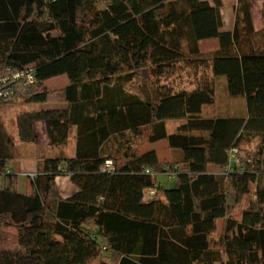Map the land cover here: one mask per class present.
<instances>
[{
    "label": "trees",
    "instance_id": "16d2710c",
    "mask_svg": "<svg viewBox=\"0 0 264 264\" xmlns=\"http://www.w3.org/2000/svg\"><path fill=\"white\" fill-rule=\"evenodd\" d=\"M248 1L236 0L225 29L221 0H0V75L34 69L33 83L10 81L1 102H47L43 82L67 77L64 106L17 116L19 139L34 140L37 120L50 145L75 128L74 153L43 158L22 193L0 121V264H264V26L254 28ZM209 38L218 45L203 54L198 42ZM180 62L224 77L245 114L203 115L214 101L211 78L190 89L162 81ZM135 78L141 86L127 89ZM166 120L182 122L167 132ZM144 127L148 142L165 140L177 159L135 148L127 134ZM107 159L111 171L101 169ZM162 172L174 187L155 181ZM60 174L77 188L67 197L56 188ZM5 228L15 230L13 248L4 246Z\"/></svg>",
    "mask_w": 264,
    "mask_h": 264
},
{
    "label": "rangeland",
    "instance_id": "374dc122",
    "mask_svg": "<svg viewBox=\"0 0 264 264\" xmlns=\"http://www.w3.org/2000/svg\"><path fill=\"white\" fill-rule=\"evenodd\" d=\"M220 14L222 18V28L231 25L234 20L236 0H221ZM253 10H261L264 8V0H250L249 8ZM260 16V14H259ZM258 17V16H257ZM226 29V28H225ZM217 41L214 38L204 39L198 42L199 51L203 54H209L217 47ZM222 76L212 77L210 71L205 67H192L184 64L183 62L178 63L176 70L172 72L167 78H163L164 83H170L174 89L187 88L190 89L194 86L197 80L201 78H211L214 86V101L209 105H205L202 109V114L206 116H224L230 113L245 114L244 99L240 96H230L224 87ZM223 78V77H222ZM142 78L134 79L129 82L126 87L127 89L136 90L142 84ZM66 75H59L43 82L40 87H45L50 91L49 100L44 103L27 102L24 96H17L7 101L0 102V121L8 134L10 141L13 145V157L14 159L9 160L8 165L12 167L11 170L24 171V175L19 174L17 177L18 190L22 193H26L30 190V179L26 175L27 171L37 172L40 170L41 162L43 158L47 157H65L71 151L75 144V128L70 127L68 130V137L64 144L50 145L48 144L46 132L44 127L39 128L38 123L33 122L34 140L32 142H22L18 136L17 129V116L25 112H35L46 108H57L62 107L65 103L59 97L60 89L66 84ZM182 122L181 120H166L165 126L167 132H172L175 127ZM143 133L139 136H133L127 134L130 143L140 151L147 149H153L156 151L160 160H175L177 159L176 152L171 149L165 140H158L155 142H148L145 134L147 133V127L142 128ZM119 138L116 141L110 140L109 148L114 151L120 148L118 143ZM252 143L243 142L241 144L242 150H239V155L246 156L249 150H252L257 140H252ZM72 155V154H71ZM70 156V155H68ZM8 166V167H9ZM155 181L158 182L163 188H172L175 186V178L170 173H157ZM56 188L60 194H65L70 191L69 187L76 186L67 180L65 175H57L55 178ZM157 196L161 197V193ZM251 194L243 196L241 202L235 205L231 209V214L235 217L238 216V212L241 207L245 206ZM5 235L4 246L13 248L15 247V230L13 228H5L3 230ZM108 255V254H106ZM224 259V254H221ZM102 257L90 260L87 264H99ZM109 264H114V258L107 257ZM219 264V263H215Z\"/></svg>",
    "mask_w": 264,
    "mask_h": 264
},
{
    "label": "built area",
    "instance_id": "2783aa9c",
    "mask_svg": "<svg viewBox=\"0 0 264 264\" xmlns=\"http://www.w3.org/2000/svg\"><path fill=\"white\" fill-rule=\"evenodd\" d=\"M10 81H20L23 85H28L33 83L34 81V69L31 66H26L23 69H19L13 72H9L5 75H0V102L3 99L8 98L12 93L11 89L7 87ZM238 157V149L233 147L228 151V163L229 166L232 162L236 161ZM113 162L110 159L105 160L102 165L101 169L106 171L113 170ZM146 171L151 172V170L146 169ZM36 172L27 173V176L30 179H33L36 177ZM153 190H150L148 192V195L153 194Z\"/></svg>",
    "mask_w": 264,
    "mask_h": 264
},
{
    "label": "crops",
    "instance_id": "0c3cea01",
    "mask_svg": "<svg viewBox=\"0 0 264 264\" xmlns=\"http://www.w3.org/2000/svg\"><path fill=\"white\" fill-rule=\"evenodd\" d=\"M249 2H250V0L248 1V4H249ZM251 7L252 6H250V14H251V19H252L253 26H254L255 29H259L260 27L264 26V8H261V10H259V12H258V10H253V8H251ZM259 14H260V16H259ZM232 24L233 23H231V25H229V26H226L225 28L226 29H230L232 27ZM221 80H222V83H223L224 87L226 88V82H225L224 77L223 78L221 77ZM244 104H245V102H244ZM237 115H242V114H240V113H234V114L230 113L229 114V116H237ZM35 123H38L39 128H41L42 126L44 127V123L42 121L37 120V121H35ZM44 130H45V127H44ZM73 153H74V147H72V149L68 153V155H71ZM12 159H14V158H12ZM8 168L10 170L12 169L11 166H9ZM11 171L14 172L13 170H11ZM22 172H24V171H15L14 173H16L17 177H18L19 174H22V175L25 176V174H23ZM31 172H33V171H27V173H31ZM27 173H26V175H27ZM65 177L67 178V180H69V177L67 175H65ZM67 186L70 189V191L65 193V194L64 193L61 194L62 197H67V196L71 195L72 193H74L77 190V188L74 189V187H69V185H67Z\"/></svg>",
    "mask_w": 264,
    "mask_h": 264
}]
</instances>
